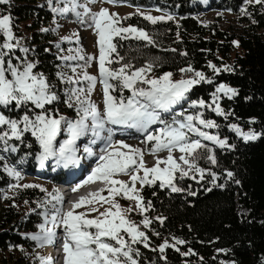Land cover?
Listing matches in <instances>:
<instances>
[{
  "label": "snow or ice",
  "instance_id": "1",
  "mask_svg": "<svg viewBox=\"0 0 264 264\" xmlns=\"http://www.w3.org/2000/svg\"><path fill=\"white\" fill-rule=\"evenodd\" d=\"M108 2L113 3L114 0ZM0 3L10 4V0H0ZM249 3L264 4V0H244V6L240 8L241 14L250 15L245 7ZM48 6L54 14L61 16L72 14L82 23L90 21L89 27L96 35L95 43L99 55L97 57L94 54L84 53L77 47L75 50L69 49V55L58 57L61 61L82 62L66 65L72 75L63 71H58L56 74L61 84L65 82L68 84L64 89L63 102L68 108H75L76 113L75 118L60 115L59 109L51 107L53 102L60 99L58 92L53 90L55 85L49 82L43 72L34 71L38 62L27 58L29 49L22 46L21 38L14 36L10 26V15L0 12V32L3 34V43H0V144L3 145L4 151L16 153L20 145L11 141L23 143L27 139L25 134L30 133L35 144L38 145L35 160L39 165L52 158L55 163L68 167L79 162L77 140L81 137H89V143L83 145V150L97 159L90 173L80 180L72 191L75 192L82 185L94 181H100L103 188L90 192L88 196L79 197L67 210H64L62 207H57L64 200L58 189L53 188L48 192L39 184H20L22 174L17 167L20 161L16 164L3 163L0 165L3 171L17 181L16 184L9 183V189L36 187L45 193V197L36 202L37 209H43L39 212L42 222L36 225L37 231L24 235L35 241L37 247H43L60 240L59 230L62 229V264H140L138 259L140 250L133 246L142 243L144 247H149V237L139 225L128 218L127 214L137 211L143 215L152 208L150 200L143 202L144 197L141 193L143 187L159 181L161 189L168 188L173 193H179L184 189L177 186V177L181 180L189 176L192 179L199 177V180H204L205 174L211 176L209 183L216 185L218 173L211 168L202 167L199 161L203 159L211 165H218L214 146L232 148L234 145L228 143L227 137L221 138L218 132L207 130L219 129L220 125L214 119L205 118V109L227 120L228 113L221 106L220 101L223 97L231 99L236 96L237 89L220 82L210 94V101L203 98L192 99L187 109L182 107V103L194 86L201 83L211 84L215 74L220 73L221 70L233 69L227 64L217 67L209 61L207 66L213 70V77L194 69L191 63L178 69L181 73L179 79H173V73L170 71L152 76L153 69L159 67L157 60H146L142 66L136 67L119 54L120 45L114 40V38L136 39L149 45L155 43L153 36L144 28L131 24L123 26L120 23L121 20L128 19L132 13L121 17L115 12L110 14L104 7L92 11L88 3L82 4L79 0H55V6L53 0H48ZM137 13L152 24L173 19V16L167 13L154 16L141 12L139 8ZM53 22L55 23V16ZM41 31L48 32L55 29L42 28ZM73 35L76 36L79 44L80 37ZM71 39V36L60 37L62 41ZM177 39L179 40V34ZM14 40L15 43L12 42ZM232 43L238 45V41L233 40ZM16 49L25 54L23 58L14 55ZM181 55L187 53L182 52ZM13 58L16 63H13ZM93 61L98 65L96 74L87 71ZM114 64L119 66L114 67ZM97 84L102 92V108L92 99ZM125 90H128L130 95L125 96ZM117 92L119 96L115 95ZM173 106H178L180 110L174 111ZM13 110L16 114H13ZM168 114H171V119L165 118ZM254 121V117L250 118L249 123ZM157 124L159 127H151ZM117 125L135 128L144 134L145 143L151 142V147L147 150L156 157L151 167L144 162V149L128 144L123 139L113 138L117 131L113 126ZM227 126L245 141L256 140L257 137L264 135V132H256L252 129L243 131L236 123ZM61 134L65 138L58 140ZM97 140L102 144L99 154L90 147ZM175 151L180 153L178 157H174ZM160 152H166L167 155L157 156L156 154ZM161 164L163 167L160 166ZM150 174L151 178H149ZM119 175H127L128 180L118 179ZM225 176L232 178L234 173L225 169ZM137 182L139 188L136 187ZM235 182L240 183L239 180ZM217 186L224 187V185ZM105 189L107 196L102 194ZM121 194L123 198L134 201L135 206L122 208L114 198ZM189 194L196 195L195 192ZM153 195L155 196L156 193L153 192ZM27 203L26 200L25 204ZM48 205H51V209ZM82 207V211H77ZM29 211L34 212L36 209ZM91 213L96 215L90 218ZM155 219L163 223L165 217L157 216ZM151 223L146 215L140 221L145 229ZM154 234L159 235V233ZM172 241L170 243L167 239L163 240L157 246L159 251L163 253L168 247L180 251L177 245L186 243L182 238L175 236L172 237ZM16 247L24 251L22 246ZM216 251L228 250L219 248ZM191 252L192 249L189 248L188 252L181 254L186 256ZM161 259L166 257L161 256ZM33 260L39 261V264H55L54 258L41 255L39 252L33 254ZM221 264H236V262L222 261Z\"/></svg>",
  "mask_w": 264,
  "mask_h": 264
},
{
  "label": "trees",
  "instance_id": "2",
  "mask_svg": "<svg viewBox=\"0 0 264 264\" xmlns=\"http://www.w3.org/2000/svg\"><path fill=\"white\" fill-rule=\"evenodd\" d=\"M127 1L135 6L157 8L172 15L173 19L152 24L138 13H132L123 20L124 24L144 28L155 41L149 45L141 40L115 38L120 45L119 54L126 61L139 67L146 60H157L159 67L154 68L151 75L170 71L173 79H179L181 73L178 69L189 63L209 77L214 76L213 70L207 66L209 61L217 67L224 64L232 67V71L221 70L215 74L211 84L194 86L182 103L183 108L189 107L192 99L209 101L210 94L220 82L237 89L236 96L231 99L223 97L220 101L228 113L227 120L205 109V118L214 119L220 125L219 129L207 130L218 132L221 138L227 137L228 143L234 145L232 148L214 146L218 165L202 163L205 165L202 167L218 173L216 185L209 183L211 176L205 174L204 180L190 176L181 180L177 177V186L184 189L179 193H173L168 188L161 189L159 182L145 185L141 190L143 202H152V208L144 213L152 223L143 230L149 237V247H144L142 243L135 246L140 250V264H221L222 261L264 264V135L245 141L227 126L236 123L243 131L264 132V4L246 5L248 15L240 11L244 0ZM0 12L10 15L14 36L21 38L22 46L29 49L27 58L38 62L34 71L43 72L55 85L53 90L58 92L60 99L51 107L59 109L60 115L75 118V108L70 109L63 102L66 84H61L56 75L62 68L58 57L66 46L55 28L61 15L52 13L48 0H10V4L0 3ZM205 12L214 13L211 20L206 19ZM227 13L234 15L235 24L222 27ZM42 28L55 31L42 32ZM233 40L238 41V45H233ZM12 42L15 43V40ZM0 43H3L2 32ZM182 52L187 55H181ZM14 55L23 58L25 54L16 49ZM13 63H16L14 58ZM124 94L130 93L125 90ZM173 109L180 110L178 106H173ZM13 114H16L15 110ZM253 117L255 121L249 123ZM165 118L171 119V114ZM25 135L27 139L21 143L19 159L23 167L30 172L45 173L53 183L66 179L69 172L52 158L45 160L41 167L32 162L38 145L30 133ZM61 137L62 134L57 139ZM2 152L3 145L0 144V157H3ZM3 163L4 157L0 159V165ZM225 169L232 171L234 176L226 178ZM236 180L240 183L237 184ZM10 181L11 178L0 167V191ZM190 192L196 195H190ZM44 197L41 189L27 187L15 188L10 196L0 198V264H38L33 260V254L37 252L36 243L24 234L37 231L36 225L42 222L39 215L42 209H37L36 202ZM25 205L36 211L23 210ZM157 216L165 217L163 223L155 219ZM173 236L182 238L186 243L177 245L180 251L168 247L161 253L157 246L165 239L172 243ZM17 245L22 246L24 251ZM189 248L192 249L189 255L181 254L188 252ZM219 248L228 251L217 252ZM161 256L166 259H161Z\"/></svg>",
  "mask_w": 264,
  "mask_h": 264
},
{
  "label": "rangeland",
  "instance_id": "3",
  "mask_svg": "<svg viewBox=\"0 0 264 264\" xmlns=\"http://www.w3.org/2000/svg\"><path fill=\"white\" fill-rule=\"evenodd\" d=\"M79 2L82 4L88 3V6L91 8L92 11H98L101 7H104V8L108 9L110 14L112 12H115L121 17H124L129 13H137V8H139V10L141 12H145V13H148V14H151L154 16H159L161 14L167 13V12H164V11L159 10L157 8H146L143 6H135V5H132L127 0L124 2H118L117 0H114L113 3H109L108 0H93V2H89V0H79ZM65 15L61 16V18H59L55 28L58 32L59 37L71 36L72 39L70 41H65L66 46H65V48L61 49V55L60 56H67L70 54L69 49L75 50L77 47H79L82 49V51L84 53L94 54L95 56L98 57L99 51H98V47L96 46V43H95L96 35L93 32L92 28L89 27L90 21L82 23L72 14H65ZM204 15H205L207 20H211L214 13L213 12H205ZM225 16H226V20L223 22V24H221L222 27L235 24V20H234L235 17L233 14L227 13V14H225ZM120 23L123 26H127V24L123 23V20H121ZM73 34H76L80 37L79 44H77L76 36ZM72 54L74 55L75 52L73 51ZM77 63H82V62H79L76 60L62 61L61 71L65 72L68 75H72L70 68L66 67V65L77 64ZM113 66L118 67L119 65L114 64ZM97 70H98V65H97L96 61H93L89 65V67L87 68V71L89 73H92V74H96ZM112 83H116V81H112ZM65 84H66L65 86L68 87L67 82H65ZM115 95L119 96V93L117 92V93H115ZM125 96H127V95H125ZM92 99L97 103V105L99 107L102 108V92H101L99 84H97L96 89L92 93ZM210 100H211V97H210ZM187 108L188 107H186V109ZM176 111H179V110H176ZM127 127H129V126H121V128H123V129H117V131L114 133L113 138L115 140L123 139L128 144H131L134 146H139L142 149H144V162L147 166L151 167L155 163V160H153V157H155V156L150 154L147 150L148 148L151 147V142L145 143L144 134L140 131L137 132V129H135V128H131V129L136 130V131L134 130L135 133L129 134ZM151 127L152 128L158 127V124L153 125ZM62 138H65L63 134H62V137L60 139H62ZM11 142L20 145L19 148L17 149V152L12 153L9 151H4L1 153V155L5 158V162L10 163V164H16L17 161H20V163L17 165L18 169L21 171V174H22L21 179L19 180V183L20 184H32V185L39 184V185H42L45 189H47L48 192H51L53 188L57 189L58 185L56 183L51 182L50 178L45 173H42L40 171L39 172H37V171L30 172L25 167H23L21 160H19V159H21V157H20L21 142L15 141V140H13ZM87 143H89V137H81L77 140V149H78L77 154L79 157L83 156V154H85V152L83 150V145L87 144ZM91 146H92V144L90 145V147ZM122 150L127 151V149H125V150L122 149ZM8 153H10V154H8ZM156 155L157 156H166L167 153L166 152H160V153H157ZM173 155H174V157H177L180 155V153L178 151H175L173 153ZM14 158H15V160H14ZM32 158H30V159H32V162L37 165L38 163L35 160V157H32ZM205 162H208V161L203 160V159L200 160V165L205 166V165H202V163H205ZM208 164H210V163L208 162ZM39 166L41 167V165H39ZM160 166L163 167V164H161ZM63 168L66 171L72 169V167H70V165L68 167L63 166ZM140 174L142 175L143 173L141 172ZM84 177L85 176H83V178ZM117 178L121 179V180H125V181L128 180L127 175H119ZM149 178H151V174L149 175ZM10 183L16 184L17 181L14 178H11ZM136 187L137 188L140 187L139 182L136 183ZM12 190L13 189H9L8 186H6L3 191H0V198L10 196L12 194ZM5 193L7 194V196H5ZM102 194L107 196V190L105 189ZM114 198L117 200V202L121 205L122 208L128 207L129 205H132L133 207L135 206L134 201L123 198L122 194L119 196H116ZM62 204H63V202H62ZM62 204L57 205V207H62ZM103 207H107V205H103ZM103 207H101V210H103ZM22 208L25 211L29 209V207L26 205L22 206ZM48 208L51 209V205H48ZM82 210H83V207L80 209H77V211H82ZM138 214H140V213L137 211H133L131 213H128L127 215H128V218L131 219L132 221H134L137 225H139L141 230L143 231L145 228H143V225L140 224V221L143 219V217L145 215L143 214L144 216L142 215L141 218H138L137 217ZM95 215H96V213H91L90 218H91V216H95ZM59 234L60 235L62 234V229L59 230ZM52 245L54 246V244H52ZM135 246L136 245H134L133 247H135ZM46 247H47V245H45L43 247H37L36 246V251L39 252L41 255L47 256ZM38 264H39V261H38Z\"/></svg>",
  "mask_w": 264,
  "mask_h": 264
},
{
  "label": "bare ground",
  "instance_id": "4",
  "mask_svg": "<svg viewBox=\"0 0 264 264\" xmlns=\"http://www.w3.org/2000/svg\"><path fill=\"white\" fill-rule=\"evenodd\" d=\"M88 171L90 172L91 169H88ZM84 178L83 177H80V179H78L75 183L73 182L74 179L72 178V179H70V182H68L66 185L63 184V186H60L63 195L68 200V203H67V207L68 208L71 206V203L74 202V201H76L77 199H79V197H81V196H88V194L90 192H94L97 189H101L102 186H103V184L100 181H94V182H91L89 184L82 185L79 189H77V191L73 192L72 191V188L77 183H79L80 180H82ZM72 183H74V184H72ZM60 236H61V239L58 240L56 243H54V246L52 244H49L46 247V253L48 252L51 257H54V259L58 262L56 264H62V257H63V253L61 251L62 234Z\"/></svg>",
  "mask_w": 264,
  "mask_h": 264
},
{
  "label": "built area",
  "instance_id": "5",
  "mask_svg": "<svg viewBox=\"0 0 264 264\" xmlns=\"http://www.w3.org/2000/svg\"><path fill=\"white\" fill-rule=\"evenodd\" d=\"M125 150V149H124ZM153 160H155V157H153ZM157 182H159V181H157ZM246 210H242V212H245ZM171 241H172V239H171ZM173 242V241H172Z\"/></svg>",
  "mask_w": 264,
  "mask_h": 264
},
{
  "label": "water",
  "instance_id": "6",
  "mask_svg": "<svg viewBox=\"0 0 264 264\" xmlns=\"http://www.w3.org/2000/svg\"><path fill=\"white\" fill-rule=\"evenodd\" d=\"M91 161H92V160H90V161L88 162V164H91Z\"/></svg>",
  "mask_w": 264,
  "mask_h": 264
}]
</instances>
